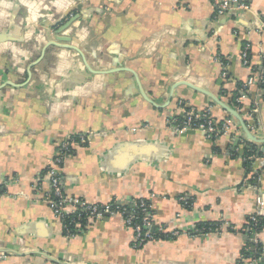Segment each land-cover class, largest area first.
I'll return each instance as SVG.
<instances>
[{"label": "crops", "instance_id": "crops-1", "mask_svg": "<svg viewBox=\"0 0 264 264\" xmlns=\"http://www.w3.org/2000/svg\"><path fill=\"white\" fill-rule=\"evenodd\" d=\"M239 1L248 8L216 16L211 0H0V264H237L245 238L227 226L242 229L264 202V168L258 190L239 188L246 172L229 147L264 146V99L253 120L249 97L231 103L264 55V0ZM180 104L232 121L233 139L173 134ZM86 133L62 168L67 195L106 204L154 193L156 227L223 230L134 249L114 216L65 237L34 184L66 136Z\"/></svg>", "mask_w": 264, "mask_h": 264}, {"label": "built area", "instance_id": "built-area-1", "mask_svg": "<svg viewBox=\"0 0 264 264\" xmlns=\"http://www.w3.org/2000/svg\"><path fill=\"white\" fill-rule=\"evenodd\" d=\"M211 4L214 8L216 16H222L228 13L238 12L240 10H246L248 7L239 0H211ZM241 62L243 65H249L248 49L245 47L241 51ZM214 61L218 63L222 68V78H226V64L219 58L215 57ZM264 55L262 56V63L259 70V75L250 76L245 82L243 89L240 91V96L236 99V103L239 105L241 99L246 98L245 93L251 87H255V93L253 96L254 110L255 106L261 99H264ZM180 116L170 117L167 123L173 134H181L185 131H197L201 133L202 137L206 140H217L222 136L230 137V131L234 124L230 120H225L223 123L214 119L211 115V109L196 110L194 108H186L182 104L179 105ZM255 115V113H254ZM253 130L258 131L260 127L252 125ZM92 135L90 133L80 135H68L63 142L54 152L49 164L45 168L41 176L38 177L37 183L34 184V189L42 193L45 203L56 219L59 220L64 236L72 238L76 234L71 233L68 226L64 223V219L71 216V222L75 229L80 230L81 223L85 228L104 218H110L118 216L122 219L123 224L132 231L131 247L134 249H141L145 244L159 240L155 234L154 229L156 227L154 223V213L152 212L151 203L157 197L154 193H151L147 198H129L125 202L122 199H117L112 203L99 204L95 202H89L79 197H73L67 195L63 189V173L62 168L70 157L75 146L85 147ZM264 162V159H263ZM42 182L48 183V189L45 190L41 184ZM257 184H251L248 178H244L239 188L241 189H254L258 190ZM121 200V201H119ZM182 206L185 208V203L190 200L189 196H182L178 199ZM193 204L191 205L192 208ZM190 208V209H191ZM264 208V202L260 198L258 206L254 213L250 216L252 221L256 220V217L261 216ZM263 217V216H262ZM225 225V224H224ZM157 233L165 232L169 234L171 238L179 235L185 236H207L214 233H220L223 230V225L219 229L207 230L193 225L186 231H172L167 232L163 227H157ZM77 233V232H76ZM79 233V232H78ZM81 233V232H80ZM260 242L259 233H255L251 237V243L256 247ZM257 253V250H254ZM264 257V251L261 256L249 259L243 258L240 255V260L243 264H263L262 259Z\"/></svg>", "mask_w": 264, "mask_h": 264}, {"label": "trees", "instance_id": "trees-1", "mask_svg": "<svg viewBox=\"0 0 264 264\" xmlns=\"http://www.w3.org/2000/svg\"><path fill=\"white\" fill-rule=\"evenodd\" d=\"M221 59V58H220ZM222 60V59H221ZM261 67V66H260ZM260 67L257 68L254 72L257 73V75H259V70H260ZM255 74H253L254 76ZM264 77V75H263ZM243 86H244V82H239L237 83L236 85V89L234 90V92L232 93V98H231V103L232 105H234V107L236 108H240L241 105L237 104L236 103V99L240 96V91L243 89ZM263 88V91H264V87ZM245 93V95L247 97H249V99L251 100V110H250V113H248L249 115V120H253L254 119V107H253V95L251 93H248L246 90L243 92V94ZM241 115V114H240ZM245 124L248 126L249 124H253V125H256V123H249V121L244 120ZM253 122V121H252ZM223 123V121H220L218 123L221 124ZM233 136V135H232ZM230 137L233 139V137ZM233 142L234 140L229 143V147L232 148L233 147V151L234 154H233V157H239L241 158V160L243 161V167H244V170L246 172V177L245 178H248L249 182L251 184H257V181L259 180V175L261 174L262 170L264 167H262L261 169L260 168H255V166L253 165V161H254V158L257 157V158H264V155H262L261 153H259V147L256 145V144H253V143H246L243 147L242 146H232L233 145ZM228 147V148H229ZM249 176V177H247ZM1 189H0V194H1ZM115 200L117 199H113L112 201H110L109 203H112L114 202ZM121 201V200H119ZM123 201V200H122ZM126 200H124L125 202ZM193 204V198L190 197V200H188L186 203H185V208L186 209H190L191 208V205ZM153 212V211H152ZM154 213V212H153ZM71 216L67 217L64 219V223L68 226V229L71 233H74V234H79L80 232H83L85 231V226L83 223H81V226L80 227V230H77L75 229L73 223L71 222ZM223 225V222H213V223H203V224H198L197 227L199 228H203L205 231L207 230H215V229H219L220 226ZM157 227H155L154 229V234L155 236L159 239V240H165V239H172L169 234L165 233V232H162L161 233H157ZM264 229V217L262 216H258L256 217V220L255 221H252L250 216L247 217L246 219V223L244 225V227L242 229H239V230H236L232 225L228 224L227 226V231L228 232H232V233H239L240 235H242L244 238H245V245L243 247V249L241 250V255H243V258H249V259H253L256 257H259L261 256V253L262 251H264V246L262 245L261 242H259L257 244V246L255 247L252 243H251V237L253 234L255 233H260L262 230ZM77 232V233H76ZM79 232V233H78ZM62 233L63 235L65 234L64 231L62 230ZM257 250V253H255L254 250ZM262 259V262L264 264V257L261 258ZM237 264H243L242 261L239 259L237 261Z\"/></svg>", "mask_w": 264, "mask_h": 264}, {"label": "water", "instance_id": "water-1", "mask_svg": "<svg viewBox=\"0 0 264 264\" xmlns=\"http://www.w3.org/2000/svg\"><path fill=\"white\" fill-rule=\"evenodd\" d=\"M235 116H236V118L237 119H239V121H238V123L242 126V127H245V128H247L246 127V124H245V122H244V120L242 119V117L240 116V114L238 113V114H235ZM250 133V132H249ZM250 140V142L251 143H253V144H258L259 142H257L255 139H253V138H249ZM262 143H264V141L262 142ZM260 144V143H259ZM264 145V144H263ZM260 153L262 154V155H264V146L261 148L260 147Z\"/></svg>", "mask_w": 264, "mask_h": 264}]
</instances>
